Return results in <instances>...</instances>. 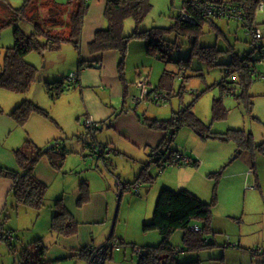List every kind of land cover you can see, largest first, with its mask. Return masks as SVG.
<instances>
[{
  "label": "crops",
  "instance_id": "0c3cea01",
  "mask_svg": "<svg viewBox=\"0 0 264 264\" xmlns=\"http://www.w3.org/2000/svg\"><path fill=\"white\" fill-rule=\"evenodd\" d=\"M107 1L91 0L89 3L78 48L68 43L63 44L57 50L59 52L52 54L48 59L52 68H55L56 76H53L55 79L53 82H47L51 80L50 78L45 79V95L53 105L59 103V108L64 109L62 117L59 114V118L54 119L46 112L45 117L52 123L48 124L45 120H39V116L32 114L26 124L21 126L9 114L23 100L28 99L18 101V97L8 96L4 106L0 103V167L20 171L14 151L21 148L26 139L31 140L39 148L52 145V149L57 152L69 148L68 150L79 154L78 157L71 155L68 162L66 154L59 169L53 168L47 157H43L37 163L34 175L47 186L45 206L38 211L18 206L12 191L13 182L0 177L2 228L9 226L10 234L14 231L17 233L31 231V241L41 238L47 247L45 257L47 264H88V257L82 254V250L99 247L110 238L120 240V244L118 242L120 249L111 252L104 264L127 263L126 260L136 254L138 246H156L161 242L157 232L144 233L142 225L152 219L153 200L158 190L170 183L163 181L162 184L157 182L148 186L144 181L138 182L136 192L128 189V184L135 182L145 166L148 168V174L152 175L151 169L155 164L151 152L170 136L168 132L150 126L152 120H163L157 119V116H152L140 107L148 105L150 101L146 99L141 103H131L132 98L139 96L141 92L136 85L144 81L149 93L153 91L166 93L158 89L152 79L154 67L147 71L143 65V69L135 72L136 76L128 81L127 73L131 68L127 66L126 69V59L130 50L127 49L121 69L120 55L117 52L103 54L89 52V44L95 33L107 27L104 18ZM73 7L75 5L71 9ZM211 18V21L219 19ZM209 23L213 24L210 20ZM93 65L99 68L95 69ZM71 72L78 73V84L68 90L63 86L64 91L52 101L46 92V85L66 81V76ZM163 76L164 73L160 76L159 85ZM252 83L253 80L249 91ZM133 84L136 87L134 91L131 90ZM259 92L258 95L253 94L252 104L253 111H257L258 117L264 112V89ZM257 118L254 117V120L258 121ZM86 119L93 121L95 124L93 129L85 128ZM57 138L66 142L64 144L66 148H61L59 142L53 144L52 141L55 139L58 141ZM93 146L101 148V151L94 152ZM249 151L253 159L251 167L238 164L230 175L231 177L244 175L245 180L251 178L253 183L250 188L262 191L264 174L260 172L257 157H264V151L258 148ZM72 161L76 166L80 163L79 172L69 173L66 170V162L69 165ZM261 166L264 169V164ZM84 183L86 187L82 185ZM117 183L120 187L118 196ZM81 186L85 190L83 200ZM58 198H62L63 204L77 223V231L72 236H62L51 230L53 214L51 207ZM14 217L16 223L13 222ZM192 227H197L196 223ZM173 236L172 234L171 242ZM132 261L131 259L130 262Z\"/></svg>",
  "mask_w": 264,
  "mask_h": 264
},
{
  "label": "trees",
  "instance_id": "16d2710c",
  "mask_svg": "<svg viewBox=\"0 0 264 264\" xmlns=\"http://www.w3.org/2000/svg\"><path fill=\"white\" fill-rule=\"evenodd\" d=\"M3 2H0V12L2 13L0 16V28L14 26L15 29L14 44L5 49L3 62L0 65V88L18 94H25L36 81L37 73L35 67L25 61V56L31 51L41 54L46 50L57 51L63 44L67 43L78 48L89 3H85L82 0H68L63 5L55 3L56 7H54L53 0H45L43 5L47 6L48 9H46L45 15L40 16V13L36 12V6L33 5L34 0H24L21 8L16 10L8 9ZM190 2V0H182L175 24L170 29L154 28L140 31L138 26L151 9L149 0H108L104 10L107 27L95 33L92 42L89 44V52L92 54L117 52L120 55L119 69H121L124 64L128 43L131 39H147L148 54L154 55L153 52L155 50L164 53L159 38H163L166 33L175 31L179 35L190 34L192 55H196L211 65L213 63L217 64L216 60L220 51L215 46L198 47L196 45L203 23L209 22V20L212 22V18L205 14L204 11L193 7ZM199 3L202 5L208 4L209 6L210 4H216L215 6L224 10L232 9L240 12L241 18L235 19L246 27L248 35L253 40L252 42L256 43V41L261 39V32L254 27L253 18L258 5L261 3L264 5V0H199ZM73 5L75 7L71 9ZM68 9L70 11L66 14ZM181 10H185L186 14L190 16L188 20L182 19ZM216 15L217 18H225L220 17L219 11L216 12ZM127 19H132L137 26V29L131 35L123 33L124 22ZM20 21L32 24L34 32L29 35L23 33L18 26ZM255 34H259L256 40L253 37ZM251 45L253 48L243 59L238 54L232 53L229 64H224L226 67L223 70L224 77L213 86L218 87L221 94L220 98L215 99L212 104L213 121H224L228 116L229 110L222 103V99L225 96H233L239 104L243 105L246 114L252 113L254 95L248 92L252 81L250 79L255 75H258L259 80L264 79V73H259L254 68L258 61L254 60L252 55L256 51L259 52L258 55L262 54L264 46L260 43ZM234 73L237 74L236 79L229 81L228 78ZM171 78L168 73L164 72V76L158 86V89L166 90L164 95L167 96V101L172 92V88L167 86L169 84L168 80ZM77 84L78 79L76 84L70 87L66 81L49 83L46 85V92L51 100L54 101L64 91V88L68 90ZM63 86L65 87L63 88ZM146 99L152 104L158 105L152 100L151 96ZM192 106L193 103L188 106H181L179 111L173 112L167 119L150 121V126L166 131L170 135L168 139H165L151 152V154H156V157L153 158V163L160 173L167 165H182L177 158L180 153L171 147L175 133L182 127L194 130L202 138H218V135L211 133L209 127L196 118L192 112ZM33 113L44 114L35 103L30 100H23L9 115L19 125L23 126ZM220 136H223L224 140L233 139L239 149L250 150L258 148L260 151H264V142L259 145L252 142V133L246 134L242 130H228L226 134ZM220 138L222 139V137ZM43 149L37 147L31 140L26 139L24 145L14 151L20 171L0 167V177L8 178L13 182L12 191L16 204L37 211L45 206L44 201L47 192V186L34 175L37 163L43 157H47L51 166L59 169L66 155L64 150L57 152L52 149L44 152ZM188 158L192 161L190 166H198V161L191 157ZM147 171L148 168H142L135 182L128 184V189L140 181L152 185L155 176L149 175ZM211 176H215V174H211ZM216 176H219V174H216ZM82 185L86 187L85 183ZM83 186H81L82 200L85 198ZM215 201L216 194H214L211 202L206 203L186 189L172 190L167 186L162 187L155 203L152 219L142 225L144 233L157 232L161 237V242L156 246H138V251L136 252L137 264H200V261L180 263L176 259V254L180 251L198 253L218 246L212 237L215 232L211 226L212 208ZM51 208L53 209L50 223L51 230L62 236L74 235L78 226L63 204L62 198H58ZM195 223L197 225L196 228H198L197 231L191 230ZM177 230L183 232L180 250L179 248L176 249L171 242L172 234ZM9 235L12 237L11 239L8 238L10 237ZM12 235L9 229L2 228L0 224V240L3 239L12 250H15V246L12 245L15 237ZM16 240L19 241V237H16ZM111 240H114V238L109 239V241ZM117 241L119 242L120 240ZM89 251L90 248H86L82 250V254L88 257ZM46 253L47 247L43 240L35 238L22 248L17 264H47L45 260Z\"/></svg>",
  "mask_w": 264,
  "mask_h": 264
},
{
  "label": "rangeland",
  "instance_id": "374dc122",
  "mask_svg": "<svg viewBox=\"0 0 264 264\" xmlns=\"http://www.w3.org/2000/svg\"><path fill=\"white\" fill-rule=\"evenodd\" d=\"M44 1L34 0L33 2V5L37 8L36 12L40 13V16L45 15L46 9H48L47 6L43 5ZM53 1L54 7H56V4L63 5L68 0ZM0 2L3 1L0 0ZM23 2L24 0H5L3 3L8 9L16 10L21 8ZM149 2L151 9L144 16L138 29L140 31L154 28L170 29L175 24L182 0H149ZM69 11L70 9L67 10L66 14ZM253 19L254 27L261 32V39L256 43L252 42L253 40L248 35L246 27L241 22H237L235 18L225 17L212 21L213 24L203 23L196 45L198 47L215 46L220 51L216 60L217 64L213 63L212 65L191 54L192 41L190 34L179 35L175 31L166 33L163 38H159L164 53L155 50V52L152 51L154 55L148 54L147 39L133 38L128 43L130 54L126 59V69L127 66L131 68V71L127 73L128 81H131L134 75L136 76L135 72L143 69V65L147 71L154 67L152 79L157 87L159 86L160 76L164 72L172 77L168 80L169 84L167 85L172 88V92L166 103L161 105L149 103L140 107L147 110L152 116H157V119H167L173 112L179 111L181 106H188L193 103L191 109L196 118L209 127L211 133L218 135V138H202L194 130L182 127L175 133L171 147L177 150L180 155L196 159L198 166L167 165L161 173L155 165L151 169L152 176H155L153 184L157 182L162 184L163 181H167L170 185L166 184L164 186L172 190L186 189L206 203L211 202L214 194H216V201L212 208L211 226L215 232L212 237L218 246L198 253L180 251L176 254V259L180 263L200 261V264H264V189L262 191L251 189L253 181L251 178V181L249 178L245 180L244 175L231 177L230 173L236 168V165L250 166L253 159L249 150L242 151L233 139L224 140V137L220 136L226 134L228 130H242L246 134L252 133V139L257 145L263 143L264 112L261 113L259 109L260 117L256 114L257 111L246 114L243 105L239 104L233 96H225L222 103L230 111L227 118L224 121L212 120L213 101L220 98L221 95L219 88L213 86L224 77L223 70L226 68L224 64H229L232 53L238 54L243 59L253 48L251 44L260 43L264 46V7L256 11ZM18 26L26 35L34 32L32 24L26 21H20ZM136 27L132 19H127L124 22L123 33L131 35L137 29ZM14 29V26L0 28V65L3 62L5 49L14 44ZM56 52L59 51L46 50L42 54L36 51L29 52L25 56V61L37 70L36 81L25 94H18L0 88L1 106H4V101L7 100L8 96H15L18 97V101L28 99L35 103L44 112V115L33 113V115L39 116L41 121L45 120L48 124H52L45 117L47 116L46 112L54 119H58L59 114L62 117L65 112L64 109L59 108V103L53 105L45 95V79L50 78L51 80L47 82H53L55 80L53 76H56L55 68H52L48 59ZM258 54L259 52L256 51L252 55L253 59L258 61L255 68L257 72L264 73V48L263 53ZM261 57L263 58L259 61ZM236 75L235 73L232 74L228 78L229 81L236 79ZM258 78L257 75L252 79L253 83L249 91L252 95H258L259 91L264 89V81ZM134 84L132 91L136 88ZM162 91L166 93L165 89H162ZM254 117H258L259 122L255 121ZM50 126L52 130V125ZM57 140H53V144L59 142L61 148H66L64 140L58 138ZM66 149L67 162L70 160L71 155L79 156V154H76L77 152L68 150L69 148ZM239 150H241V153L238 154V157L226 166L227 162ZM257 158L260 172L264 174V169L261 166V164H264V157ZM67 162L65 166L69 173L70 171H80V163L76 166L73 161L69 165ZM211 174H215V176H211ZM216 174H219V176H216ZM160 189L154 197L153 210ZM15 220L16 217L13 220L16 223ZM8 227L4 226L6 230ZM12 234L15 237L12 243L15 250H12L5 241L0 240V264H17L20 251L32 239L31 231L24 230L19 233L14 231ZM173 235L172 244L180 250L182 247V232L177 230ZM16 237H19L20 240L17 241ZM257 250H260L261 254H256L255 251ZM131 259L133 260L132 263L130 262ZM126 261L127 263L121 264H137V255L133 254Z\"/></svg>",
  "mask_w": 264,
  "mask_h": 264
},
{
  "label": "built area",
  "instance_id": "2783aa9c",
  "mask_svg": "<svg viewBox=\"0 0 264 264\" xmlns=\"http://www.w3.org/2000/svg\"><path fill=\"white\" fill-rule=\"evenodd\" d=\"M5 1V0H3ZM85 3H90L91 0H82ZM191 5L195 8L200 9L201 11H204L205 14H207L210 17H217L216 12L219 11L220 13V17H227L229 19L231 18H241L240 17V12H236L235 10L229 9V10H224L223 8L217 7L215 6L216 4H210V6L208 4H200L199 0H190ZM263 3H261L260 5H258L256 11L261 10L263 8ZM220 6V5H218ZM180 14L182 16V19H189V15L186 14L185 10H181ZM254 39L256 40V38L259 37V34H255ZM264 78V75H263ZM78 79V73L77 72H72L67 78H66V82L67 84H69V87L72 85L76 84V81ZM264 80V79H263ZM138 87V89L141 90L140 95L133 97L131 103L132 104H137V103H141L143 101L146 100L147 97H150L148 90L146 89V83L144 81H140L137 83L136 85ZM151 93V98L152 100H154L156 103L159 104H163L167 101V96L164 95L163 93H158V92H150ZM84 126L87 129H93L95 127V124L93 123V121L91 119H86L84 122ZM93 151L95 152H100L101 148H97L95 146H93ZM152 158L156 157L155 153H152ZM177 158L180 160V163L185 165V166H190L192 164V161L190 158L185 157L183 155H179L177 156ZM139 187V183H135L134 185H132L130 187V190L133 192L137 191V188ZM117 196L120 192V187H119V183H117ZM191 230L197 231L198 228L193 227L191 228ZM120 247L118 245V241L117 240H111V241H107L104 244H102L99 247H91L90 251H89V256H88V264H104L105 259L107 258V256L113 252V251H119ZM138 251V250H137ZM256 253H260V250L255 251Z\"/></svg>",
  "mask_w": 264,
  "mask_h": 264
},
{
  "label": "water",
  "instance_id": "95a60500",
  "mask_svg": "<svg viewBox=\"0 0 264 264\" xmlns=\"http://www.w3.org/2000/svg\"><path fill=\"white\" fill-rule=\"evenodd\" d=\"M93 67L95 69L99 68V66H96V65H93ZM53 146L50 145V146H47L46 148H44V152H47L49 150H52ZM241 153V150H239L236 154H234V156L227 162L226 166L229 165L232 161H234L237 157H238V154ZM147 167V166H145ZM120 193V192H119Z\"/></svg>",
  "mask_w": 264,
  "mask_h": 264
}]
</instances>
